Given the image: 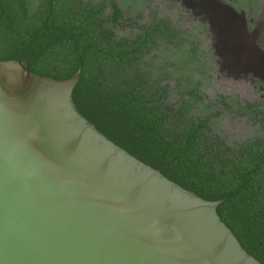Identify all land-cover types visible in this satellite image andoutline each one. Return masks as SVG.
Here are the masks:
<instances>
[{"label": "water", "instance_id": "1", "mask_svg": "<svg viewBox=\"0 0 264 264\" xmlns=\"http://www.w3.org/2000/svg\"><path fill=\"white\" fill-rule=\"evenodd\" d=\"M187 1L208 18L221 69L264 80V54L237 15ZM80 75L0 59V264H261L218 217L224 200L187 192L76 112Z\"/></svg>", "mask_w": 264, "mask_h": 264}, {"label": "trees", "instance_id": "2", "mask_svg": "<svg viewBox=\"0 0 264 264\" xmlns=\"http://www.w3.org/2000/svg\"><path fill=\"white\" fill-rule=\"evenodd\" d=\"M153 1L0 0V59L26 62L32 73L55 80L81 69L71 94L76 112L187 192L224 200L218 217L264 264V135L228 146L213 127L220 112L194 113L205 100L211 56L155 8L148 23L137 24ZM124 25L136 33L120 38L116 28ZM215 101L234 117L252 116L264 130L262 102L222 95Z\"/></svg>", "mask_w": 264, "mask_h": 264}, {"label": "rangeland", "instance_id": "3", "mask_svg": "<svg viewBox=\"0 0 264 264\" xmlns=\"http://www.w3.org/2000/svg\"><path fill=\"white\" fill-rule=\"evenodd\" d=\"M156 10L159 17H166L175 23H178L183 29L189 30V34H194L193 42L197 44L200 50L207 52V56H211L209 61L204 64L205 77L202 79V93L205 100L198 106L194 113H199L204 110L210 112H220V116L214 120L213 127L215 133L225 141L228 146L241 144L253 137H261L264 135V130L258 121H255L252 116L234 117L226 112L221 105L216 103L215 99L219 96H225L228 101H238L242 104L246 102H262L264 108V92L253 90L249 84V78L240 76L234 78L228 76L226 71L221 69L218 59H216L211 51L209 38H204L199 34L198 28L188 21L186 14L181 12L178 7H174L169 0H154L150 7L142 8L139 12L140 16L136 17V23L141 25L148 23L150 10ZM127 17V14L126 16ZM136 33V29L130 26H121L116 28V34L120 38L130 37ZM164 49V48H162ZM173 85V82H171ZM177 97L172 96L171 102H175Z\"/></svg>", "mask_w": 264, "mask_h": 264}, {"label": "flooded vegetation", "instance_id": "4", "mask_svg": "<svg viewBox=\"0 0 264 264\" xmlns=\"http://www.w3.org/2000/svg\"><path fill=\"white\" fill-rule=\"evenodd\" d=\"M173 3L174 7H178L181 12L186 14L187 22H194L199 34L204 38L211 40V34L209 33L208 18L199 13L197 10H192L186 0H169ZM194 1V0H192ZM223 6L226 7L223 11L227 13L229 18L233 13L237 15V21L242 26L249 39H253V44L264 54V0H218ZM233 11V12H230ZM248 40V39H247ZM249 78L248 82L253 90L264 92V80H259L253 77L251 74L242 75Z\"/></svg>", "mask_w": 264, "mask_h": 264}]
</instances>
